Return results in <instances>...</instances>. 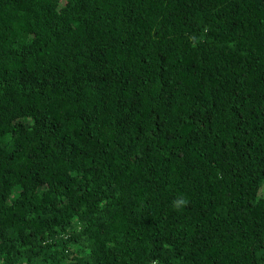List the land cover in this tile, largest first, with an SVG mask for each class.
I'll list each match as a JSON object with an SVG mask.
<instances>
[{
  "label": "trees",
  "instance_id": "1",
  "mask_svg": "<svg viewBox=\"0 0 264 264\" xmlns=\"http://www.w3.org/2000/svg\"><path fill=\"white\" fill-rule=\"evenodd\" d=\"M263 180L264 0H0V264H264Z\"/></svg>",
  "mask_w": 264,
  "mask_h": 264
},
{
  "label": "clouds",
  "instance_id": "2",
  "mask_svg": "<svg viewBox=\"0 0 264 264\" xmlns=\"http://www.w3.org/2000/svg\"><path fill=\"white\" fill-rule=\"evenodd\" d=\"M260 185H261V184L258 185V187H257V189H256V191H255V193L257 194V196L264 198L262 195H259V194L257 193L258 188L260 187ZM186 203H187V201H186V200H183V199H180V200H174V201H173V208L178 210L181 206L185 205ZM153 264H157V262H156V261H153Z\"/></svg>",
  "mask_w": 264,
  "mask_h": 264
},
{
  "label": "rangeland",
  "instance_id": "3",
  "mask_svg": "<svg viewBox=\"0 0 264 264\" xmlns=\"http://www.w3.org/2000/svg\"><path fill=\"white\" fill-rule=\"evenodd\" d=\"M257 193H258L259 195H262V196L264 197V180L262 181L260 187L258 188Z\"/></svg>",
  "mask_w": 264,
  "mask_h": 264
}]
</instances>
